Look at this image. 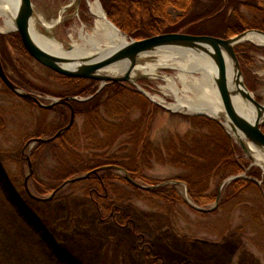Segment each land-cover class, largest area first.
Returning <instances> with one entry per match:
<instances>
[{
	"label": "rangeland",
	"instance_id": "obj_1",
	"mask_svg": "<svg viewBox=\"0 0 264 264\" xmlns=\"http://www.w3.org/2000/svg\"><path fill=\"white\" fill-rule=\"evenodd\" d=\"M32 1L35 20L45 18L47 22L58 21L50 34L66 48L72 43L71 35L78 40L80 29L85 27V32H91L95 27V18L90 13L86 0H83L78 13L75 0ZM168 13L173 20L182 15V11L173 5L169 7ZM3 22L4 18L0 17V25ZM38 29L42 34H48L43 24L39 23ZM15 34L0 35V53L13 60H17L18 53L10 45L8 38ZM242 45L248 48L246 53L249 58L245 63L241 62L245 83L255 98L264 105V47L250 42ZM160 74L177 77L178 70L162 69ZM139 83L151 94L164 97L168 103H175V98L165 95L159 87L167 84L165 80L146 77ZM126 86L135 94L115 97L113 105L103 117V131L99 130L100 127L96 128L75 118L74 125L64 138L68 144L66 151L71 149L76 154L79 148H87L86 145H81L89 142L92 135L93 142H99L102 138L104 151L120 155L137 153L142 149V143L137 140L128 143L131 141L132 131L139 137L149 135L154 140L153 146L168 148L169 151H173L174 147L176 151H209L202 139L188 134L193 123L190 119L198 120L203 116L169 112L153 104L134 86ZM98 87L100 88V84ZM178 87L183 88L180 82ZM22 89L34 94L45 105L52 104V99H59L27 88ZM147 109L153 114L144 121L143 111ZM60 119L58 112L44 113L36 104L17 96L0 81V264H103L106 260L110 264H154V261L148 260L146 253L139 251V240L131 229L101 220L92 202L79 192L73 193V189L68 188L69 185L57 193L56 199V195L50 199L54 192L44 194L40 191L44 186L41 184L49 183L55 170L58 171L57 162L65 158L66 151L41 156L42 162L38 168L40 183L31 176L28 186L33 196L27 192L25 180L29 175V166L26 157L31 158L35 147H27V144L33 140L31 138L35 133L59 127ZM202 130L212 136L214 132H218L214 125L206 123ZM224 131L228 134L225 128ZM117 136L121 137L117 144H123H114ZM180 137H184L183 142L188 143L182 145L177 142ZM234 142L238 157L248 164L239 175L249 178V173L254 171L260 177L253 178L255 184L250 185L238 198L222 203L229 185L225 186L221 200L213 212L199 214L188 200L194 206L212 209L216 206L217 198L202 199V206H199L188 195L184 184L176 186L179 196L187 202L176 205L174 210H170L161 200L148 197H134L130 202L120 205L132 215L141 230L150 235L151 251L158 258V263L182 264L192 261L194 264H264V170L247 156L235 140ZM88 144L93 149L98 148L95 143ZM216 146L219 147L217 143ZM164 155L161 154L162 158L152 159V166L147 169L146 174L149 178L165 181L163 183L173 182L167 179L179 173L181 166L172 163L178 162L175 156L167 154L168 158H164ZM117 174L123 176L120 172ZM229 178L221 182L217 193ZM139 183L152 187L143 180H139ZM64 221L69 229L61 227L60 224Z\"/></svg>",
	"mask_w": 264,
	"mask_h": 264
},
{
	"label": "trees",
	"instance_id": "obj_2",
	"mask_svg": "<svg viewBox=\"0 0 264 264\" xmlns=\"http://www.w3.org/2000/svg\"><path fill=\"white\" fill-rule=\"evenodd\" d=\"M100 1L108 18L120 30L135 40H143L156 35L169 33H186L195 36H213L228 39L242 34L247 30L257 29L264 32V0L263 2L261 0ZM171 5L182 11V15L176 20L171 19L168 13ZM5 39L2 38L3 41ZM8 39L10 45L18 53V58L17 60H13L5 56L6 54L2 52L0 56L8 77L16 85L59 99L69 97L88 98L93 96L92 99L86 102L71 101L70 103L75 111V118L83 120L96 128L100 127L99 130L101 131L104 130L103 117L110 106L113 105L112 101L116 99L115 97L123 94H135L126 84H110L97 94L99 90L98 82L59 75L40 65L30 56L18 33ZM236 51L242 63L249 60L246 53L248 51L247 47L239 45ZM0 81L2 82L1 79ZM136 94L141 96L138 92ZM24 100L31 103L29 100ZM147 103L154 108V105L149 102ZM40 109L44 113L58 112L61 122L59 127L43 130L39 134L35 133L31 139L52 137L70 122L71 110L66 105H57L51 110ZM143 112L145 114L143 113L142 118L145 121L152 112H148V109ZM197 119H190L193 123L190 126L188 134L192 135V137L202 139L209 149L208 152L180 151V149L176 151L175 147L173 151L167 150L168 148H158L153 146L155 144L154 140L149 135L146 134L139 137L132 131L130 136L131 141L128 143L130 144L133 140L142 143V149L137 153L129 152L127 155H120L119 153L104 151L102 149V138H100L99 142L98 140L93 142V136L87 133L90 136V140L81 145H86L87 148H79L77 153L73 154L71 149H67L66 151L68 144L64 138L67 131L54 141L35 144L31 154L34 170L32 179L37 178L40 183L38 168L40 162H42L41 156L47 153L54 154L55 152L66 151V155L64 154L65 158L57 162L58 171L55 170V173H52L53 178L49 180L50 182H43L41 184V186H44H40V191L44 194L53 193L65 182L76 177L87 175L93 170L104 166L121 167L127 171L128 175L134 181L139 183V180H143L153 187L165 181L149 178L146 171L152 166L153 158H162L161 154L164 155L168 152V156H175L178 160V162L173 161L172 163L179 164L181 171L167 180L177 181L186 185L188 195L191 199L199 206H202V199L216 200L218 196L217 189L221 182L231 176L239 175L248 164L244 159L238 157L237 146L234 140L225 133L224 128L219 123L205 117ZM205 123L210 126L214 125L218 132H214L215 135L213 134V136L210 133H205L202 130L203 124ZM190 135L188 136L190 137ZM186 137L185 140H188ZM116 138H114L115 145L121 137L117 136ZM215 138H218V140ZM183 141L184 137L177 139V142L182 143V145L183 143H188V141ZM91 142L98 145V148L101 147V149H93L88 144ZM216 143L219 147L216 146ZM71 144L73 143L71 142ZM167 154L164 155V158H168ZM259 177L260 174L258 172L252 171L249 173V178L231 182L227 188L225 197L221 200L222 203L238 198L248 190L250 185L255 184L253 178ZM36 187L39 186L37 185ZM68 188L73 189V193L79 192L90 200L101 220L111 221L121 228L131 229L139 240V251L146 253L148 260L154 261V264H162L157 262L158 258L154 257V253L151 251L152 239L150 235L141 230L132 215L120 205L124 202H130L134 197L139 199L148 197L161 200L167 204L170 210H174L176 205L186 204L187 202L179 196L178 186L165 185L153 190L142 189L133 185L125 177L119 176L117 171L108 170L100 172L97 175H92L88 179L71 183ZM262 189L264 191V186ZM58 194H56L55 199ZM196 212L202 214L198 211ZM60 225L63 229H69L65 221ZM110 263L109 260H106L103 264ZM182 264L194 263L192 261H185Z\"/></svg>",
	"mask_w": 264,
	"mask_h": 264
},
{
	"label": "water",
	"instance_id": "obj_3",
	"mask_svg": "<svg viewBox=\"0 0 264 264\" xmlns=\"http://www.w3.org/2000/svg\"><path fill=\"white\" fill-rule=\"evenodd\" d=\"M99 1V0H98ZM83 0H75V6L77 13L81 7ZM100 3V1H99ZM103 8L102 4L100 3ZM104 9V8H103ZM105 12V10H104ZM106 18L108 22L123 36L125 42L118 47L106 52L96 53L85 56H70L62 57L54 55L44 48H42L34 39L32 25L35 17V9L32 0H19L17 12L15 15V33H18L21 37L22 43L30 54V56L45 68L69 78L84 79L96 81L100 84V88L97 92L100 93L106 86L110 84H130L138 89V91L149 99L153 104L160 106L161 108L176 113L172 109L162 105L161 103L152 99L147 95L146 91L141 87L139 81L145 79L147 76H133V73L138 65L141 57L145 54L154 53L161 49H175L188 51L198 54L199 56L207 57L215 72L212 73L215 85L219 92L224 112L221 113V120L205 114H195V116H203L210 118L219 123L225 128L228 134L236 141V143L242 148V150L251 159L249 145L260 149L264 152V105L260 103L245 83V75L243 73L241 62L238 58L236 48L244 44L247 41V37L250 34L263 35L261 30L253 29L247 30L242 34L233 36L228 39L217 38L213 36H195L186 33H169L161 34L153 37H149L143 40H135L129 37L125 32L120 30L109 18L107 13ZM71 44L68 48H71ZM124 64L126 69L122 74H113L108 69L116 65ZM229 67L232 71V79H229ZM0 79L3 84L17 96L29 100L39 107L47 110H51L57 105H66L71 110V119L69 124L60 130L54 137L49 139L37 138L28 142L33 146L37 143H47L56 140L64 132L69 131L75 122V111L71 105V101L86 102L93 98V96L78 99L77 97H69L66 99H53L54 101L50 105H45L34 94L24 91L21 87L16 85L7 75L0 56ZM242 96V98L251 106H253L257 112L256 118L251 120L247 118L236 106L235 97ZM29 166V175L25 180V188L30 196H33L28 182L33 174V164L29 156L26 157ZM115 170L120 172L129 182L142 189L153 190L165 185H181L180 182H166L158 186L146 187L131 179L127 171L118 166H104L99 169L93 170L87 175L77 177L65 182L59 187L50 199L69 184L82 181L90 178L92 175H97L100 172ZM246 176L238 175L229 178L222 185L220 192L218 193L216 206L212 209H203L188 203L195 210L203 213L213 212L222 197V189L229 185L231 182L239 179H244ZM261 183V182H260ZM262 184V183H261ZM44 200V199H43ZM49 199H45L47 201Z\"/></svg>",
	"mask_w": 264,
	"mask_h": 264
},
{
	"label": "bare ground",
	"instance_id": "obj_4",
	"mask_svg": "<svg viewBox=\"0 0 264 264\" xmlns=\"http://www.w3.org/2000/svg\"><path fill=\"white\" fill-rule=\"evenodd\" d=\"M86 2L90 13L95 18V27L91 32H85V27L80 29L78 40L71 35V48H66L63 43L50 34L58 21L47 22L45 18L34 19L33 21L32 31L35 41L46 51L62 57L103 54L124 43L125 37L108 22L99 1L86 0ZM18 4L19 0H0V17L4 18L3 25H0V35L14 32ZM39 23L46 27L48 34L44 35L39 31ZM246 42L264 47V36L250 34ZM168 68L178 70L177 77L160 74L162 69ZM125 69L126 65L120 64L110 67L108 70L113 74H122ZM213 72H215V68L207 57L188 51L161 49L141 57L133 76H147L153 80H165L167 84L159 87L165 92V95H172L175 98V103H168L164 97L145 91L152 99L173 111L190 115L205 114L221 120V113L224 112V108L213 79ZM232 78V71L229 67V79ZM178 82L182 84V89L178 87ZM234 100L237 108L247 118L251 120L256 118L255 108L248 104L242 96H236ZM249 151L255 163L264 170V152L251 144Z\"/></svg>",
	"mask_w": 264,
	"mask_h": 264
}]
</instances>
